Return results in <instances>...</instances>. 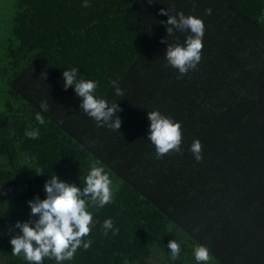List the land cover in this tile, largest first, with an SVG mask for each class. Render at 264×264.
<instances>
[{"label": "trees", "instance_id": "16d2710c", "mask_svg": "<svg viewBox=\"0 0 264 264\" xmlns=\"http://www.w3.org/2000/svg\"><path fill=\"white\" fill-rule=\"evenodd\" d=\"M152 2L11 0L13 11L0 14V264H29L10 243L17 221L36 219L28 201L46 199L55 175L83 189L93 163L113 181L114 202L88 207L91 247L62 264H197L199 245L209 264H264V0ZM162 8L205 24L202 60L182 78L160 42ZM188 35L167 39L184 45ZM72 68L123 109L120 131L81 112L74 86L63 87ZM157 110L183 133L181 152L160 159L147 139L148 111ZM35 128L39 138H27ZM197 139L200 162L189 150ZM107 219L118 234H104ZM171 240L181 246L176 260Z\"/></svg>", "mask_w": 264, "mask_h": 264}, {"label": "clouds", "instance_id": "9594fccd", "mask_svg": "<svg viewBox=\"0 0 264 264\" xmlns=\"http://www.w3.org/2000/svg\"><path fill=\"white\" fill-rule=\"evenodd\" d=\"M151 4L152 0H148ZM82 7L88 8L91 5L88 0H84ZM171 9H161L160 15L168 16L165 24L168 36L173 35L174 30L189 32L184 45L170 44L167 38L161 39V43L168 45L165 57L167 64L178 70V78H182L191 70H196L202 60V50L204 47L203 37L205 35V24L201 18L195 16H185L183 12L178 15H171ZM211 9H206L205 14L210 15ZM78 69L63 71V87L65 90L74 86L77 97L82 98L80 104L81 112L88 118L93 119L98 127H107L113 131H120L122 121L117 115L123 111L117 103L109 104L103 98H98L95 93L99 87L98 81L77 79ZM111 84L115 88L117 96H123V90L119 82L112 80ZM40 108L43 112L49 110L46 100L41 101ZM150 121L148 140L155 146L157 159L163 158L173 152H181L183 143L182 125L173 119L166 117L157 111H148ZM36 121L43 125L44 116L38 112ZM15 135V132H12ZM39 129H31L25 132L29 139L39 138ZM190 152L197 162L202 161V143L195 140L190 146ZM44 171L36 172L43 174ZM86 186L81 189L73 183H67L52 176L44 186L46 199L41 200L37 195L33 200L28 201L31 208L30 217L25 222L17 221L10 229L19 233L12 237V254L22 257L29 264H43L47 259H54L57 264L63 261L74 259L75 253L81 247L88 250L92 241L85 242L84 238L91 233V226H94L93 215L88 211V207L105 205L114 202L113 181L103 167L96 163L91 165L90 171L85 177ZM107 235L108 231L118 234L119 229L114 226L112 219H107L102 225ZM172 260L180 256L181 246L176 240L168 242ZM194 257L197 264H209L211 253L208 247L199 245L194 248Z\"/></svg>", "mask_w": 264, "mask_h": 264}, {"label": "rangeland", "instance_id": "374dc122", "mask_svg": "<svg viewBox=\"0 0 264 264\" xmlns=\"http://www.w3.org/2000/svg\"><path fill=\"white\" fill-rule=\"evenodd\" d=\"M0 4V14L2 13V16L7 17V15L13 11L11 0H0Z\"/></svg>", "mask_w": 264, "mask_h": 264}]
</instances>
